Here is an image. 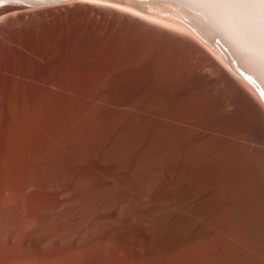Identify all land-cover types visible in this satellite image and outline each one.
Segmentation results:
<instances>
[{
    "label": "bare ground",
    "instance_id": "bare-ground-1",
    "mask_svg": "<svg viewBox=\"0 0 264 264\" xmlns=\"http://www.w3.org/2000/svg\"><path fill=\"white\" fill-rule=\"evenodd\" d=\"M0 264H264V3L0 0Z\"/></svg>",
    "mask_w": 264,
    "mask_h": 264
},
{
    "label": "snow or ice",
    "instance_id": "snow-or-ice-1",
    "mask_svg": "<svg viewBox=\"0 0 264 264\" xmlns=\"http://www.w3.org/2000/svg\"><path fill=\"white\" fill-rule=\"evenodd\" d=\"M260 3H264V0H259Z\"/></svg>",
    "mask_w": 264,
    "mask_h": 264
}]
</instances>
